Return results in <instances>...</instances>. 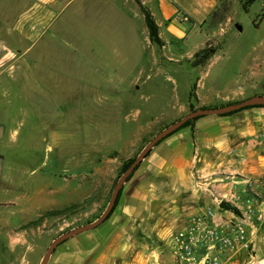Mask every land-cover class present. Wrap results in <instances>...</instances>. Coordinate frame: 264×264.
<instances>
[{
  "label": "rangeland",
  "instance_id": "rangeland-1",
  "mask_svg": "<svg viewBox=\"0 0 264 264\" xmlns=\"http://www.w3.org/2000/svg\"><path fill=\"white\" fill-rule=\"evenodd\" d=\"M138 2L155 9L154 0H75L29 53L15 46L0 20V125L5 128L0 264H40L58 236L94 223L109 205L124 161L137 157L192 108L264 92V0H230L223 22L206 26L210 37L204 47L205 34L193 32L161 50L149 40ZM167 36L163 29L160 37ZM201 48L215 55L196 65L192 55ZM259 54L260 69L243 82ZM194 84L196 98H190ZM198 88L204 92L199 96ZM196 122L149 153L122 187L108 219L128 222L123 216H132L125 225H131L133 236L126 239L147 252L158 248L170 257L173 237L213 207L193 200L196 194L212 196L202 185L212 176V157L199 160ZM185 157L190 187L167 169ZM221 175L220 183L232 177ZM242 179L234 176L235 182ZM237 191L240 187L234 193L240 196ZM231 198L217 199L228 203ZM222 203L213 208L231 217ZM108 220L63 242L48 264H102V226ZM234 258L238 264H264V252L257 248Z\"/></svg>",
  "mask_w": 264,
  "mask_h": 264
},
{
  "label": "crops",
  "instance_id": "crops-1",
  "mask_svg": "<svg viewBox=\"0 0 264 264\" xmlns=\"http://www.w3.org/2000/svg\"><path fill=\"white\" fill-rule=\"evenodd\" d=\"M74 1L0 0V20L9 27L8 30L16 43L15 46L29 53L57 26ZM219 4L220 0H154L155 9L150 11L160 26V32H163L164 29L165 34L168 35V40L161 38L165 44L163 48L177 46L178 41L187 40L193 32L205 34L204 47L210 37L205 28L209 26L210 17ZM158 15L161 18V23L156 18ZM182 18L188 19V22H182ZM260 28L261 26L258 29ZM236 30L241 32L238 28ZM8 51H12V49L8 47ZM192 56L188 57V60ZM260 56L259 54L253 58L247 66L250 71L248 78L243 82L248 81L254 71L260 69L261 63L264 62L263 60L258 63ZM166 59L169 58L166 57ZM241 84L236 85L240 86ZM197 91L199 96L202 91L199 88ZM253 92L251 95L253 97L264 95L263 90ZM232 99H235V96ZM196 141L201 146L199 160L205 162L207 157H212L213 164L210 165L213 168L210 171L212 176L208 183L202 185L207 189L211 188L210 192L213 197L209 194H199L200 196L196 194L193 198L194 202L202 200L203 204L216 209L218 196L232 197L238 187L241 191L237 192L241 195L244 194V191L264 188V108H252L228 117L204 116L196 122ZM232 150L235 152L229 155V151ZM188 167V160L185 157L182 163L172 162L167 169L174 173L178 172L179 177L186 180L189 178ZM221 173H227L232 177H227L226 181L221 180L220 183ZM236 174L242 175V181H234ZM186 184L188 187L191 186L187 180ZM220 211L216 210L217 221L227 217ZM193 213H195V209H193ZM193 213L190 212L188 215ZM123 217H126L128 222L108 220L102 226V264H168L171 261V253L169 257L167 251L162 252L164 250L153 248L147 252L145 248L142 250L140 245H137L136 242L133 243L131 239L128 241L126 237L133 236L130 232L133 230L130 228L131 225L126 226L125 224L132 220V216ZM256 248L263 253L264 242H259ZM162 253L164 256L160 257ZM238 263L239 260L236 258H232L228 262V264Z\"/></svg>",
  "mask_w": 264,
  "mask_h": 264
},
{
  "label": "built area",
  "instance_id": "built-area-1",
  "mask_svg": "<svg viewBox=\"0 0 264 264\" xmlns=\"http://www.w3.org/2000/svg\"><path fill=\"white\" fill-rule=\"evenodd\" d=\"M235 150L229 151V155ZM224 200H217V206ZM231 217L217 221V213L208 207L171 241L168 264H226L237 254L255 251L264 242V188L244 191L227 199ZM221 222V223H220Z\"/></svg>",
  "mask_w": 264,
  "mask_h": 264
},
{
  "label": "water",
  "instance_id": "water-1",
  "mask_svg": "<svg viewBox=\"0 0 264 264\" xmlns=\"http://www.w3.org/2000/svg\"><path fill=\"white\" fill-rule=\"evenodd\" d=\"M257 105H264V95L255 96L252 98H248L245 100H242L240 102H237L235 104H230L223 107L218 108H207V109H197L194 110L187 115L183 116L182 118L178 119L174 123L168 125L166 128H164L162 131H160L155 137H153L149 143L143 148L141 153L137 156L135 161L132 163V165L122 174L120 179L118 180L111 200L109 202V205L105 212L92 224L81 226L78 228H75L73 230H70L68 232H65L58 236L48 247L46 253L43 256V259L40 264H48L49 259L53 252L56 250L58 246H60L63 242L68 240L69 238L84 233L86 231L92 230L100 226L109 216V214L112 212V210L115 207L116 201L118 199V195L120 193V190L124 186V184L127 182L128 178L135 172L137 167L143 162V160L148 156V154L165 138H167L172 133L176 132L178 129H180L184 124H186L188 121L193 120L197 117L201 116H211V115H223L229 112H234L237 110H241L246 107L250 106H257ZM5 128L4 126L0 125V139L4 136ZM3 163L4 160L0 158V178L2 175L3 170Z\"/></svg>",
  "mask_w": 264,
  "mask_h": 264
},
{
  "label": "trees",
  "instance_id": "trees-1",
  "mask_svg": "<svg viewBox=\"0 0 264 264\" xmlns=\"http://www.w3.org/2000/svg\"><path fill=\"white\" fill-rule=\"evenodd\" d=\"M138 5H139L140 10H141V12H142V14L144 16V21H145V24H146V28H147V31H148V37H149L150 42L152 44H155L161 50L164 47L165 44H164L163 40L160 37V26L156 22V20H155L154 16L152 15L150 9L146 8L141 2H138ZM229 11H230V0H220L219 6L217 7V9L213 12V14L210 17L209 26L212 28V27H215L216 25L220 24L221 22H223V20L225 19L226 14ZM212 53H213L212 51H210V52L207 51V48H204L202 50H199L197 53H195L193 55V59L195 60L194 63L196 65H201V63H203V62H207L210 59ZM202 55H205L203 57L202 61L201 62H197L196 61L197 58H199ZM196 88H197V85L194 84L193 87H192V91L190 93V98H196V93H195L196 92ZM237 102H240V101L227 102V103H224V104L212 105V106H202L200 108H203V109H207V108H218V107H223V106H227V105H230V104H235ZM200 108H198V109H200ZM252 108H264V105L250 106V107H246V108H243L241 110L234 111V112H229V113H226V114H223V115H220V116H222V117H228V116H232L234 114H237V113H239L241 111L248 110V109H252ZM194 110H197V109L192 108V111H194ZM202 117H204V116L197 117V118H195L193 120L188 121L186 124H184L177 131H179V130H181L183 128H186V127L193 126V124L197 120H199L200 118H202ZM176 132H174V133H176ZM174 133H172L168 137L172 136ZM164 140H162L161 142H163ZM136 158L137 157H133V158H129L126 161H124L123 166H122L123 167V173L132 165V163L135 161ZM139 167H140V165L137 167V169ZM129 179H130V177L128 178V180ZM122 191H123V189L120 190V193L118 195V199L116 201L115 207L112 210V212L109 214V216H108V218L106 220H108L111 217V215L113 214L114 210L117 208V206L119 204V201H120V198H121ZM222 206H224V207L227 206L228 208H230L229 204L228 203H225V202L222 203ZM60 212H53V213H51V215H57V213H60Z\"/></svg>",
  "mask_w": 264,
  "mask_h": 264
}]
</instances>
